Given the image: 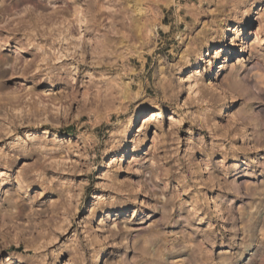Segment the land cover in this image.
Wrapping results in <instances>:
<instances>
[{
	"label": "rangeland",
	"instance_id": "obj_1",
	"mask_svg": "<svg viewBox=\"0 0 264 264\" xmlns=\"http://www.w3.org/2000/svg\"><path fill=\"white\" fill-rule=\"evenodd\" d=\"M75 1L0 0V264H264V0Z\"/></svg>",
	"mask_w": 264,
	"mask_h": 264
},
{
	"label": "bare ground",
	"instance_id": "obj_2",
	"mask_svg": "<svg viewBox=\"0 0 264 264\" xmlns=\"http://www.w3.org/2000/svg\"><path fill=\"white\" fill-rule=\"evenodd\" d=\"M71 4H76V3H78V2H76L75 0H72V2H70ZM74 12L75 13H77V8L74 10ZM61 24L64 26V28H60V27H56V28H52V30H51V32H44V33H42V35H41V37H39L40 38V40L41 41H43V42H46L48 45H49V49H52V50H54L56 47H60V48H58V50L60 49V50H62V52H64L66 49H68V46H69V44H67L65 41H66V39H68V38H65V40H64V38L63 39H57L56 37H57V32H58V34L60 33H65V34H67V37L68 36H70V35H72V33L74 32V30H75V25L73 24V22H65V21H62L61 22ZM62 25H59V26H62ZM81 29H83L84 31H85V33L86 34H89V32L93 29V28H95V25L94 24H92V25H89V24H84V26H81L80 27ZM96 29V28H95ZM93 31V30H92ZM68 41H69V43H70V41H71V39H68ZM72 43V42H71ZM70 43V44H71ZM45 50V49H44ZM46 52H48V53H46ZM46 52L44 53V55H46V54H50V55H48V58H47V62H46V64H45V66L47 65V67H49V68H52V66L50 65V62L54 59H58L57 58V54H55V52L54 53H50L49 51H47L46 50ZM57 55V56H56ZM67 55V54H66ZM63 57H65V56H62V58ZM67 57H69V56H66V58ZM44 58H45V56H44ZM61 58V57H60ZM65 58V59H66ZM65 59H61V61L59 62V63H61V66H63V68L64 67H66V66H64L63 65V63L66 61ZM240 59V58H239ZM243 59V58H242ZM68 61V60H67ZM240 61H242V60H238L237 62L238 63H240ZM43 62V61H42ZM202 62H204V59L202 60ZM228 62H230V60H226V61H223V62H220V64H218L217 66H216V70H215V72H214V79L213 80H217V79H220L221 78V76H222V73H223V70L225 69V67H226V63H228ZM65 64V63H64ZM50 65V66H49ZM62 68V67H61ZM60 68V69H61ZM56 70H57V72L56 73H58V71H59V68H55ZM42 70L43 69H41L40 71H36V72H34V74H32V79L33 80H36L37 78H39L40 77V74H41V72H42ZM50 70V69H49ZM55 70V71H56ZM64 70V69H63ZM62 69H61V71H63ZM66 70V69H65ZM64 70V74H66V75H68V73H67V71H65ZM54 71V70H53ZM46 72V71H45ZM49 72V71H48ZM47 72V73H48ZM51 72H52V69H51ZM43 73H44V71H43ZM55 73V74H56ZM70 73V72H69ZM53 74V73H52ZM58 74H60V73H58ZM43 75V74H42ZM78 75V74H77ZM46 76H50V78H52V75L51 74H47ZM53 76H56V75H53ZM59 77V76H58ZM62 77V76H61ZM63 78H64V76H63ZM56 78H54V80H55ZM65 79V78H64ZM53 79H50V83H54V81H52ZM64 81V80H63ZM56 82V81H55ZM146 123V122H145ZM144 123V124H145ZM140 131H142L141 129H139V132ZM126 152H124L123 154H125Z\"/></svg>",
	"mask_w": 264,
	"mask_h": 264
}]
</instances>
